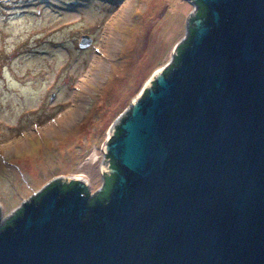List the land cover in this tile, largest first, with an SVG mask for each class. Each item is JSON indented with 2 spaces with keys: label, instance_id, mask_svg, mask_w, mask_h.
<instances>
[{
  "label": "water",
  "instance_id": "1",
  "mask_svg": "<svg viewBox=\"0 0 264 264\" xmlns=\"http://www.w3.org/2000/svg\"><path fill=\"white\" fill-rule=\"evenodd\" d=\"M187 1L178 66L105 143L108 199L90 205L86 182L58 177L0 209V264H264V0Z\"/></svg>",
  "mask_w": 264,
  "mask_h": 264
},
{
  "label": "rangeland",
  "instance_id": "2",
  "mask_svg": "<svg viewBox=\"0 0 264 264\" xmlns=\"http://www.w3.org/2000/svg\"><path fill=\"white\" fill-rule=\"evenodd\" d=\"M192 12L187 0H0L2 220L58 177L100 189L112 126Z\"/></svg>",
  "mask_w": 264,
  "mask_h": 264
},
{
  "label": "trees",
  "instance_id": "3",
  "mask_svg": "<svg viewBox=\"0 0 264 264\" xmlns=\"http://www.w3.org/2000/svg\"><path fill=\"white\" fill-rule=\"evenodd\" d=\"M206 16V9L204 8V6H202L200 3H197V11L195 13V18H203ZM189 39H185V41H183V43H181L178 48H177V55L173 58L172 63L168 65V67L166 68V70H164L163 74L164 75H168L175 67L178 66L179 63V55L181 54V52L184 50V48H186L187 44H188ZM148 90H144V92L141 94V97L144 98L147 94ZM128 114V112L126 113ZM114 139L111 138L110 141H112ZM113 176H106L104 177V183L101 185L100 189L92 194V197L90 198V200L88 201L89 204H93L96 200H100L101 202H104L108 199V196L111 192V187H112V183H113ZM76 180L69 182L68 187L63 186V191H66L68 188L73 187L76 184ZM56 184H58V181H55L53 183H51V185H49L46 189H44V191L42 193H40L36 198H39L43 193L47 192L51 187L55 186ZM89 194L88 188L85 187L83 190V193H87ZM20 215V211L16 212L15 215L13 217H11L7 222L6 225H11L12 221Z\"/></svg>",
  "mask_w": 264,
  "mask_h": 264
},
{
  "label": "flooded vegetation",
  "instance_id": "4",
  "mask_svg": "<svg viewBox=\"0 0 264 264\" xmlns=\"http://www.w3.org/2000/svg\"><path fill=\"white\" fill-rule=\"evenodd\" d=\"M143 92H144V90H143ZM143 92H142V93H143ZM102 184H103V181H102Z\"/></svg>",
  "mask_w": 264,
  "mask_h": 264
},
{
  "label": "bare ground",
  "instance_id": "5",
  "mask_svg": "<svg viewBox=\"0 0 264 264\" xmlns=\"http://www.w3.org/2000/svg\"><path fill=\"white\" fill-rule=\"evenodd\" d=\"M79 180H81V179H79Z\"/></svg>",
  "mask_w": 264,
  "mask_h": 264
}]
</instances>
